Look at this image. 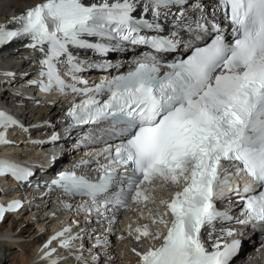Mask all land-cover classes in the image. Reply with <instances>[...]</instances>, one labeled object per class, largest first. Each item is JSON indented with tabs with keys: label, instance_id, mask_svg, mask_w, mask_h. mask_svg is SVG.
<instances>
[{
	"label": "snow or ice",
	"instance_id": "6c2138e0",
	"mask_svg": "<svg viewBox=\"0 0 264 264\" xmlns=\"http://www.w3.org/2000/svg\"><path fill=\"white\" fill-rule=\"evenodd\" d=\"M170 16L172 28L166 30L160 20ZM220 16L230 26L231 39ZM204 37L210 42L194 43ZM13 41H27L43 54L42 92L82 97L78 103L73 98L66 115L72 126L98 128V135L85 139L103 144L73 170L59 173L52 185L86 196L91 205L79 210L104 217L109 232L115 223L106 215L110 210L136 205L140 219L147 212L150 223L129 225L128 236L137 243L142 238L161 243L143 253L133 249L139 264H234L246 233L221 227L213 239L217 223L250 228L260 234L264 248V0H43L0 24V48ZM126 44L144 46L149 54L127 73L95 85L79 75L85 68L106 71L111 64L82 60L77 51L105 57ZM181 48L188 53L165 59ZM60 66L71 84L61 78ZM13 126L23 127L0 111V129ZM8 143L0 131V145ZM81 168L87 172L78 173ZM6 174L17 181L33 175L0 159V177ZM241 178L248 184L233 188ZM163 191L170 198L161 196L157 205L156 194ZM233 197L242 204L239 217L216 205L217 200L231 204ZM20 207L18 201L0 206V222ZM156 225L166 233L159 228L153 233ZM205 228L210 248L202 238ZM71 232L65 227L52 240L69 251L75 247V258L89 264L83 245L74 246L82 237ZM107 246L99 238L94 245ZM54 252L44 254L48 264H60ZM98 259L93 256L92 264Z\"/></svg>",
	"mask_w": 264,
	"mask_h": 264
},
{
	"label": "bare ground",
	"instance_id": "6f19581e",
	"mask_svg": "<svg viewBox=\"0 0 264 264\" xmlns=\"http://www.w3.org/2000/svg\"><path fill=\"white\" fill-rule=\"evenodd\" d=\"M37 1L41 0H0V16L1 14H9L13 13L15 10L23 8L28 6L30 3H35ZM4 84H0V97L6 96V94L3 92ZM57 110V109H56ZM49 116V115H47ZM28 218V217H26ZM21 219L19 221H16L13 224V227L11 230H8L9 233H13L15 238H22V239H28V242L20 243L15 242V240L12 243H9L8 245H12L13 248L19 247L25 252V255L22 253L17 254V252H10L8 255L5 253V258L1 261L2 264H6L9 261H12V264H30L31 260L34 255V251H32V246L39 240H42V236H38L37 232L33 229V225H41L43 222L42 219H39L35 222V224H27V219ZM29 219V218H28ZM4 227V225L2 226ZM158 227H155V231ZM154 233V232H153ZM135 233H133V236ZM152 239V238H150ZM144 242H146V239L142 238L140 241V244L143 245ZM16 244V245H15ZM133 241H129L127 239L124 242H120L119 245L116 248L111 247L109 249L108 257H110L109 264H130V259L134 258L136 255L134 254L133 250L130 248L134 246ZM153 245V244H152ZM127 246V247H125ZM149 246L144 247L143 249H147ZM26 248V249H25ZM142 250V249H141ZM136 250V251H141ZM45 252V250H44ZM43 255V252H39L37 254L38 258H41ZM101 264H105V262H102ZM108 264V262H107Z\"/></svg>",
	"mask_w": 264,
	"mask_h": 264
},
{
	"label": "rangeland",
	"instance_id": "374dc122",
	"mask_svg": "<svg viewBox=\"0 0 264 264\" xmlns=\"http://www.w3.org/2000/svg\"><path fill=\"white\" fill-rule=\"evenodd\" d=\"M26 218V217H25ZM26 219H28V218H26ZM10 252H15L16 253V251L14 250V248H12V249H10V250H5V252H4V254L3 255H0V256H3V259L5 258V253H6V255H8ZM6 264H12V261H9L8 263H6Z\"/></svg>",
	"mask_w": 264,
	"mask_h": 264
}]
</instances>
